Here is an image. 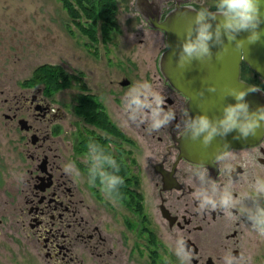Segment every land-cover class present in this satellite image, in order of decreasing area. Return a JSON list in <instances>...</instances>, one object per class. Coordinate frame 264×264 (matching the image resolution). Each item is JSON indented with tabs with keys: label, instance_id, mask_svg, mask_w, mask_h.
Wrapping results in <instances>:
<instances>
[{
	"label": "flooded vegetation",
	"instance_id": "1",
	"mask_svg": "<svg viewBox=\"0 0 264 264\" xmlns=\"http://www.w3.org/2000/svg\"><path fill=\"white\" fill-rule=\"evenodd\" d=\"M205 3L134 0L132 10L139 20L120 29L125 44L116 47L122 54L114 55V45L102 41L99 48L97 39L82 35L73 70L63 65L60 90L72 87L71 101L54 107L38 85L29 88V98L18 100L29 116L26 185L31 199L23 197L22 207L14 210L12 239L38 252L43 264H180L172 251L177 237L186 241L191 264H225L229 249L249 257V264H264V238L250 229L243 215L229 217L220 209L197 212L188 178L189 169L203 165L223 184L224 165L230 164L232 190L250 202L249 181L264 176V134L255 144L216 153L196 149L176 128L185 108L192 113L189 98L169 84L159 66L166 50L160 25L172 12L195 11ZM245 66L240 64L239 80L256 86L242 78ZM143 80L152 83L165 97L164 106L177 116L151 133L127 121L122 110L124 93ZM68 108L74 133L66 141ZM52 122L60 126L57 139L50 133ZM89 142L103 146L120 163L124 183L113 198L101 191L99 179L89 182ZM69 161H75L79 175L65 170ZM3 217L0 206V234Z\"/></svg>",
	"mask_w": 264,
	"mask_h": 264
},
{
	"label": "clouds",
	"instance_id": "2",
	"mask_svg": "<svg viewBox=\"0 0 264 264\" xmlns=\"http://www.w3.org/2000/svg\"><path fill=\"white\" fill-rule=\"evenodd\" d=\"M261 0H215L213 8L202 6L195 10L191 22L185 28L175 53L179 67L191 64L193 60L201 61L212 56V47L221 49L227 43L237 48L245 43H254L264 35L260 25L264 23L260 13ZM241 32L246 36L238 38ZM179 36V34H178ZM257 87L249 86L248 90ZM215 91V86H209ZM248 90L229 89L227 96H232L234 103L224 104L219 114L209 115L200 111L190 113L183 110V119L176 124L182 136L199 142L204 147L210 146L217 137H225L235 133L241 138L257 134L264 129V105L250 108L245 99ZM201 95L203 93L201 92ZM165 97L156 90L148 80L134 82L122 97V110L127 121L144 125L148 133L157 131L176 120V112L172 107H165ZM88 179L90 183L100 181L101 191L113 198L119 195V186L124 178L119 175L120 163L116 157L107 152L96 142L88 145ZM223 159V157H221ZM65 170L79 175L75 161H69ZM232 165H224L225 181L221 184L213 178L207 168L197 165L188 170V178L193 182L192 196L196 201V211L220 209L229 217L246 219L250 229L258 237L264 238V176H255L249 181L250 194L246 201L243 195H236L231 188L234 178L231 175ZM239 205V207H238ZM237 209V211H233ZM180 264H191V252L183 237H177L172 248ZM225 264H249V257L234 254L230 249L224 256Z\"/></svg>",
	"mask_w": 264,
	"mask_h": 264
},
{
	"label": "rangeland",
	"instance_id": "3",
	"mask_svg": "<svg viewBox=\"0 0 264 264\" xmlns=\"http://www.w3.org/2000/svg\"><path fill=\"white\" fill-rule=\"evenodd\" d=\"M114 1V20L104 28L100 20L91 26L83 16L81 19L72 18L64 6V0H0V206L4 215L0 234V264H43L38 252L12 239V226L16 218L14 210L22 207L23 197L31 199L26 185L30 178L27 156L30 133L22 131L19 126V120H28L29 116L25 105H20L18 100L31 96L29 88L32 87L27 81L40 66L49 65L63 72L62 67L67 64L73 70L74 62L80 55V43H83L84 36L90 38V27L94 29L99 48L104 47L103 43L114 47L125 44L119 35L120 29L131 27L139 19L132 10L134 0ZM204 1L206 6L215 4V0ZM116 48L114 55L122 54L121 48ZM242 78L264 89V80L254 78L246 66ZM38 86L44 91L43 84ZM43 96L54 107H59L72 100L74 89L69 87L54 93L43 92ZM68 109L71 115L64 122L66 141L74 133L73 114ZM15 113L18 115L14 121L7 120ZM59 127L58 122L50 123V133L55 139L59 136ZM67 151L70 152V149Z\"/></svg>",
	"mask_w": 264,
	"mask_h": 264
},
{
	"label": "water",
	"instance_id": "4",
	"mask_svg": "<svg viewBox=\"0 0 264 264\" xmlns=\"http://www.w3.org/2000/svg\"><path fill=\"white\" fill-rule=\"evenodd\" d=\"M260 13L264 18V0L260 3ZM195 11L177 10L167 16L161 30L165 33L166 50L159 59L164 78L176 90L189 98L192 114L204 111L209 115L219 114L224 104L234 103L232 96H227L229 89L237 88L248 90L249 86L256 87L239 80V68L243 63L256 76L264 80V35L254 43H245L237 48L233 43H227L218 50V46L212 47V56L203 60H193L191 64L179 67L176 63L175 53L178 50L180 39L183 38L185 28L191 22ZM260 31L264 33V23L260 25ZM179 34V36H178ZM241 32L238 38L246 36ZM209 86H215V91H209ZM201 92L203 95H201ZM245 99L250 108L264 105V90L257 87L256 90H248ZM22 131H27V121L19 120ZM264 129H259L257 134L247 138H241L235 133H229L225 137H217L213 143L204 147L199 142L189 139L190 143L198 150L212 151L214 153L226 150L230 147H242L255 144L261 140Z\"/></svg>",
	"mask_w": 264,
	"mask_h": 264
},
{
	"label": "trees",
	"instance_id": "5",
	"mask_svg": "<svg viewBox=\"0 0 264 264\" xmlns=\"http://www.w3.org/2000/svg\"><path fill=\"white\" fill-rule=\"evenodd\" d=\"M64 6L68 10L69 15L74 19H81L82 16L90 21L91 26L97 24V21H102L104 28L107 24L112 23L116 12V4L114 0H64ZM90 39L96 40L94 29L89 28ZM63 72L58 69L43 65L37 68L32 77L27 81L29 87H35L43 84L44 93H54L63 88L60 83Z\"/></svg>",
	"mask_w": 264,
	"mask_h": 264
}]
</instances>
